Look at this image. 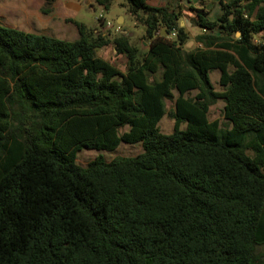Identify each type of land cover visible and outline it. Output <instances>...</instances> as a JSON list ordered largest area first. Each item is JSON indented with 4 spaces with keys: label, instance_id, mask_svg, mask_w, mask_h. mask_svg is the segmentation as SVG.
Returning <instances> with one entry per match:
<instances>
[{
    "label": "trees",
    "instance_id": "1",
    "mask_svg": "<svg viewBox=\"0 0 264 264\" xmlns=\"http://www.w3.org/2000/svg\"><path fill=\"white\" fill-rule=\"evenodd\" d=\"M92 1L126 8L147 47L0 26V264H264V0H218L215 22L191 7L192 48L178 5ZM121 143L142 151L76 163Z\"/></svg>",
    "mask_w": 264,
    "mask_h": 264
},
{
    "label": "rangeland",
    "instance_id": "2",
    "mask_svg": "<svg viewBox=\"0 0 264 264\" xmlns=\"http://www.w3.org/2000/svg\"><path fill=\"white\" fill-rule=\"evenodd\" d=\"M11 2V0H9ZM81 7L78 11L71 10L65 7V0H54L46 2L45 0H18L17 6L23 8L26 6L30 10V16L27 18L25 15H22V10H20V18L15 24H8L9 27H14L19 30L26 31L28 33L41 34L61 40L74 41L77 38L72 37L71 30H75L73 22H79L84 24L88 29H99V24L96 19L99 15L104 17V20L109 25H112L110 28L111 31H107L111 34V38L119 34L115 32V29L122 24L121 28L123 31H127L131 34V43L135 46H139L144 33V27L139 24H135L131 17L129 16L126 8L117 6L115 3L110 5L108 8L103 9L97 6H94L95 11L92 12L90 8L80 3ZM43 10H47V13L44 14ZM121 18L123 23H121ZM119 24V25H118ZM69 30V32H67ZM198 30L197 27H193L191 31ZM67 32V33H65ZM74 34V33H73ZM194 36H189L192 40ZM141 46V45H140ZM186 48H192L190 41L185 44ZM95 55L101 57L113 66L117 67L119 70H123L125 59L121 57H116L112 53V48L108 47L99 51H96ZM209 80L215 90H220L218 86V72L212 71L209 72ZM194 94L191 93L192 96ZM166 113H168L172 108V103L166 101L165 103ZM222 108L223 102L217 101L209 109L208 119L219 120L222 123ZM172 120L166 114L161 121L159 122V129L162 134H169L172 131ZM126 131V128L122 130ZM142 151L139 143L136 144H124L121 143L114 151H96L91 149H81L76 154V163L82 167H85L89 162L94 159L101 157L105 162L112 160L115 157H134L140 154Z\"/></svg>",
    "mask_w": 264,
    "mask_h": 264
},
{
    "label": "crops",
    "instance_id": "3",
    "mask_svg": "<svg viewBox=\"0 0 264 264\" xmlns=\"http://www.w3.org/2000/svg\"><path fill=\"white\" fill-rule=\"evenodd\" d=\"M82 2H84V5L88 6L92 12L95 11L92 0H65V7L74 11H78L81 7L80 3L82 4ZM17 4H18V0H11V2H9V0H0V26L16 29L14 27H9L8 25H6V23L16 24L20 18V12H19L20 10H22L21 13L22 15H25L27 18L30 16V10L26 6L20 8V6L19 7L17 6ZM115 4L118 6V2H115ZM147 5L151 7L168 6L172 8L178 5L180 9L179 26L185 27V31L189 36L191 37L194 36L190 41V44H192V46L193 45L198 46L197 44L194 43V38L197 35H199L201 32L199 29L196 31H191L194 26L191 24L193 14L190 8L191 7L203 8V10L207 12V18L211 22H215L218 19V17L221 15V8L219 6L218 0H149L147 1ZM119 20H121V23H123V20L121 18H119ZM102 21L103 22H101V24L100 22L97 21V23L99 24V29L98 30L96 29V31L99 32L101 35H105L107 31H111L110 28H112V25L108 26V23L105 22L104 17ZM121 26L122 24L119 25L120 27L119 33L125 34L129 38H132L131 34L127 31H123ZM19 31H23V30H19ZM96 31H94L95 34L97 33ZM23 32L28 33L26 31ZM67 32H69V30ZM71 33H72V37L75 38L78 37L77 32L75 30H71ZM217 33H219L218 29L215 30L214 34ZM109 36L111 37V34H109ZM261 37H262L261 35L256 36L254 42H258L259 39H261Z\"/></svg>",
    "mask_w": 264,
    "mask_h": 264
},
{
    "label": "water",
    "instance_id": "4",
    "mask_svg": "<svg viewBox=\"0 0 264 264\" xmlns=\"http://www.w3.org/2000/svg\"><path fill=\"white\" fill-rule=\"evenodd\" d=\"M160 34L166 36V33L164 32V30H160ZM171 35H173V32L171 33ZM236 35H239V34L237 33ZM140 45L142 49H145L147 47L143 42H141Z\"/></svg>",
    "mask_w": 264,
    "mask_h": 264
},
{
    "label": "built area",
    "instance_id": "5",
    "mask_svg": "<svg viewBox=\"0 0 264 264\" xmlns=\"http://www.w3.org/2000/svg\"><path fill=\"white\" fill-rule=\"evenodd\" d=\"M102 15H99V17L97 19H101ZM116 32H119V28L117 27V29H115Z\"/></svg>",
    "mask_w": 264,
    "mask_h": 264
},
{
    "label": "clouds",
    "instance_id": "6",
    "mask_svg": "<svg viewBox=\"0 0 264 264\" xmlns=\"http://www.w3.org/2000/svg\"><path fill=\"white\" fill-rule=\"evenodd\" d=\"M254 43H256V42H254Z\"/></svg>",
    "mask_w": 264,
    "mask_h": 264
}]
</instances>
